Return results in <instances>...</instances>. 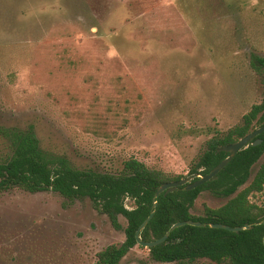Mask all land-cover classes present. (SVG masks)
<instances>
[{
    "label": "rangeland",
    "instance_id": "rangeland-1",
    "mask_svg": "<svg viewBox=\"0 0 264 264\" xmlns=\"http://www.w3.org/2000/svg\"><path fill=\"white\" fill-rule=\"evenodd\" d=\"M252 55L264 57V0H0V159L33 130L77 169L137 158L189 176L208 140L264 99ZM228 200L205 191L193 213ZM119 225L88 197L0 191V264H95L125 241ZM122 264L173 263L138 244Z\"/></svg>",
    "mask_w": 264,
    "mask_h": 264
},
{
    "label": "trees",
    "instance_id": "trees-1",
    "mask_svg": "<svg viewBox=\"0 0 264 264\" xmlns=\"http://www.w3.org/2000/svg\"><path fill=\"white\" fill-rule=\"evenodd\" d=\"M251 65L257 71L264 70V57L252 55ZM262 124L264 99L252 106L241 124L208 140L190 174L210 172L228 156L220 148L239 141ZM258 138L263 139L261 144H250L238 152L212 180L192 190L182 186L156 198L161 184L184 177H171L151 169L137 158L125 160L117 173L77 169L68 159L44 151L35 132L29 130L13 135L11 154L0 159V191L20 187L32 193L52 190L70 200L88 197L97 209L109 216L114 226L119 227V217H125V241L101 250L95 264H122L123 258L138 245L137 230L155 209L156 201V212L141 232L143 241L158 239L173 224L186 220L232 227L249 224L252 228L233 232L209 225L186 224L174 229L164 243L148 248L154 261L189 264L208 258L217 263L264 264V204L250 199L264 191V133ZM259 161L260 166L251 179L252 169ZM205 191L229 200L217 208L205 206L203 213L195 214L196 200ZM127 198L134 201L133 208L126 206Z\"/></svg>",
    "mask_w": 264,
    "mask_h": 264
},
{
    "label": "water",
    "instance_id": "water-1",
    "mask_svg": "<svg viewBox=\"0 0 264 264\" xmlns=\"http://www.w3.org/2000/svg\"><path fill=\"white\" fill-rule=\"evenodd\" d=\"M264 133V124L260 125L256 129H254L251 133L241 138L239 141L226 145L219 149V151H225L228 153V156L223 159L217 166H215L210 172L208 173H194L190 174L189 176H186L180 180H174L170 182H164L161 184V186L158 188L155 197L158 198L161 194L165 193L168 194L170 192H173L177 190L179 187H184L185 190H192L195 189L204 183L212 180L219 172H221L227 164L233 160V158L240 152L241 150L247 148L250 144L252 145H259L263 142L262 138H258L259 135ZM158 202L156 201L154 203L155 209L150 214V216L141 224L139 229L136 233L137 242L139 245L145 247V248H153L161 243H164L172 231L178 227L184 226L186 224L193 225V226H206L209 225L212 228H221L233 232H240L243 229H251L252 226L249 224H246L244 226H235L232 227L228 224L224 223H202L201 221H193V220H186V221H179L176 222L171 226V228L166 232V234L158 239L152 240V241H143L141 238V232L144 230V228L148 225L150 220L153 218L156 208H157Z\"/></svg>",
    "mask_w": 264,
    "mask_h": 264
}]
</instances>
